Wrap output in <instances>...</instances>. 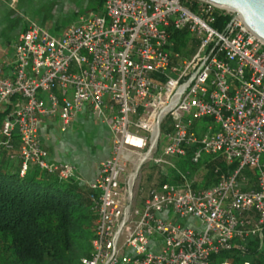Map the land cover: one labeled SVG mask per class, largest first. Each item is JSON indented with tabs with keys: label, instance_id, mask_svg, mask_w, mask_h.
<instances>
[{
	"label": "built area",
	"instance_id": "2783aa9c",
	"mask_svg": "<svg viewBox=\"0 0 264 264\" xmlns=\"http://www.w3.org/2000/svg\"><path fill=\"white\" fill-rule=\"evenodd\" d=\"M100 1L58 35L33 22L18 35L0 75V150L20 174L33 164L65 181L75 168L48 160L41 125L57 120L63 131L81 112L106 123L82 264H209L243 251L264 231V41L203 0ZM217 155L236 167L215 184L166 180L142 196L145 168ZM246 167L256 187L240 185Z\"/></svg>",
	"mask_w": 264,
	"mask_h": 264
},
{
	"label": "trees",
	"instance_id": "16d2710c",
	"mask_svg": "<svg viewBox=\"0 0 264 264\" xmlns=\"http://www.w3.org/2000/svg\"><path fill=\"white\" fill-rule=\"evenodd\" d=\"M183 36L184 33L177 34L176 39ZM176 161L178 166L184 162L183 168L192 171L202 169V180L199 184L192 183L193 187L215 184L221 175L236 167V162L228 163L219 155L205 157L198 163L187 158ZM169 173L162 172L159 166L145 168L140 182L142 196L163 181H182L176 169H170ZM241 176L255 187V169L246 167ZM89 194L88 185L77 179L59 180L33 164L20 174V160L10 159L8 152L1 149L0 264H82L81 259L91 256L96 223ZM241 244L243 251L233 247L213 254L209 264L222 260L230 264H264V231L262 238L250 236Z\"/></svg>",
	"mask_w": 264,
	"mask_h": 264
},
{
	"label": "rangeland",
	"instance_id": "374dc122",
	"mask_svg": "<svg viewBox=\"0 0 264 264\" xmlns=\"http://www.w3.org/2000/svg\"><path fill=\"white\" fill-rule=\"evenodd\" d=\"M9 5V9L5 13L7 15L5 21L0 20V28H13L19 25L23 18L28 19L31 16L33 20H29L27 26L33 22L52 35H58L61 30L75 22L79 16L86 15L90 11L99 12L101 9L100 0H19L18 4L13 1ZM24 5L30 7L28 6V10L22 12L25 9ZM78 116L76 115L63 131L59 130V122L53 124V148L61 160L73 159L84 167L85 160L96 159L104 154L107 145L109 148L111 147V137L106 123L100 117L89 112L86 117L78 118ZM183 167L184 162L178 166V162L175 161L176 172L182 176L184 181L190 184L201 182L202 169L192 171ZM162 168L163 172L168 174L172 169L170 166H162ZM188 225L197 226L191 220L188 221Z\"/></svg>",
	"mask_w": 264,
	"mask_h": 264
},
{
	"label": "crops",
	"instance_id": "0c3cea01",
	"mask_svg": "<svg viewBox=\"0 0 264 264\" xmlns=\"http://www.w3.org/2000/svg\"><path fill=\"white\" fill-rule=\"evenodd\" d=\"M13 1L14 3L16 2L17 4L19 2V0H0V20H3V22L7 17L5 13L10 7L9 4ZM24 6L25 9L22 12H25V10H28V8L30 7L29 5H24ZM29 20H33L31 16H29L28 19L23 18L22 22L19 25L14 26L13 28H7V29L6 27L3 29L0 28V31H2L0 32V75L2 76L8 75L7 63L12 56V44L17 39L18 35L25 30V28L27 27V22ZM81 113L82 114L80 113L77 114L79 115L78 118H82V116L85 117L87 116V112H81ZM57 122H58L57 120H46L39 129L41 144L42 147L48 153V160L53 163H66L73 165L75 168V176L73 178L77 179L80 184H85V185L90 184L96 176L99 163L109 156V152H110L109 145L106 146V150L104 154H102L98 158L93 160H85L84 167L80 166L79 163L73 161V159L61 160L57 152L55 151V148H53L54 141L52 136V127L53 124ZM242 178L243 181L241 183L244 184L242 188L243 189L252 188V186L248 184L247 178H245L244 176H242ZM254 186L256 187V184Z\"/></svg>",
	"mask_w": 264,
	"mask_h": 264
},
{
	"label": "water",
	"instance_id": "95a60500",
	"mask_svg": "<svg viewBox=\"0 0 264 264\" xmlns=\"http://www.w3.org/2000/svg\"><path fill=\"white\" fill-rule=\"evenodd\" d=\"M233 13L245 28L264 41V0H203Z\"/></svg>",
	"mask_w": 264,
	"mask_h": 264
}]
</instances>
